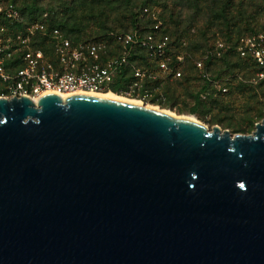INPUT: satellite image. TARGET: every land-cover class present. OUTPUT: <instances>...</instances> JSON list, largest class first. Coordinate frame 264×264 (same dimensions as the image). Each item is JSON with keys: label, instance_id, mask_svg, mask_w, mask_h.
<instances>
[{"label": "water", "instance_id": "95a60500", "mask_svg": "<svg viewBox=\"0 0 264 264\" xmlns=\"http://www.w3.org/2000/svg\"><path fill=\"white\" fill-rule=\"evenodd\" d=\"M0 264H264V118L0 96Z\"/></svg>", "mask_w": 264, "mask_h": 264}, {"label": "rangeland", "instance_id": "374dc122", "mask_svg": "<svg viewBox=\"0 0 264 264\" xmlns=\"http://www.w3.org/2000/svg\"><path fill=\"white\" fill-rule=\"evenodd\" d=\"M3 1L20 15L18 20L0 17V29L13 47L26 40L44 51L36 43L53 22L58 32L50 35L46 51L51 53L45 55L59 71L75 50L84 52L79 65L86 69L124 57L115 74L125 66L130 81L103 93L192 115L210 130L219 125L233 134L252 133L263 119L264 80L239 48L245 38L264 35V0ZM31 28L37 32L29 39ZM91 45L96 55L89 52ZM250 107L254 112L247 111Z\"/></svg>", "mask_w": 264, "mask_h": 264}, {"label": "built area", "instance_id": "2783aa9c", "mask_svg": "<svg viewBox=\"0 0 264 264\" xmlns=\"http://www.w3.org/2000/svg\"><path fill=\"white\" fill-rule=\"evenodd\" d=\"M19 16L16 7L0 0V17L18 20ZM37 29L38 26L35 30ZM35 30L30 29L29 39L36 34ZM57 32L55 29L54 33ZM120 38L122 39L121 35ZM129 39L133 40L130 36ZM129 39L126 41L129 42ZM143 45L149 43L143 41ZM22 46L13 47L0 29V96L30 95L35 98L48 91L102 92L113 81L119 62L125 60L122 57L109 64L95 63L86 69L79 65L84 52L75 50L66 60L67 68L59 71L54 63L46 59L44 51L30 48V43L26 40ZM239 51L242 57H250L254 61L259 78L264 80V35L245 38ZM89 52L96 55V46L91 45ZM262 111L264 118V107Z\"/></svg>", "mask_w": 264, "mask_h": 264}, {"label": "trees", "instance_id": "16d2710c", "mask_svg": "<svg viewBox=\"0 0 264 264\" xmlns=\"http://www.w3.org/2000/svg\"><path fill=\"white\" fill-rule=\"evenodd\" d=\"M57 20V19H56ZM135 22H134V24H136V22L138 21V19H135L134 20ZM67 23H68V26L69 27H71L73 30H75V31H78L79 33H80V29H75V23L73 22L72 23V25L73 26H71V23L69 22V20L68 21H66ZM59 24V23H58ZM61 25H65L64 23H61ZM55 29H57V27L53 24V22H51V26H50V28L48 29V30H46L45 31V33L44 34H42L41 36H40V41H38V43H36V44H38L39 46H41V47H43V50H44V52L45 53H47V54H50L51 53V51H46L47 49V46H48V42L50 41V35H53V31L55 30ZM82 30V29H81ZM177 34V33H176ZM178 35V34H177ZM180 39V35H178L177 37H176V40H179ZM177 46H179V45H176V47ZM143 47H141L140 49H142ZM49 52V53H48ZM54 54V53H53ZM135 57H138V56H140V57H142V58H144V59H146V57L145 56H143V55H134ZM223 63V62H222ZM125 66H122L121 68H120V71L118 72V73H116L115 74V76H114V78H113V81L110 83V85H109V88H111L112 90H118V89H120V88H122V86H124L125 85V83H127V82H129L130 81V76H127L126 75V73H127V70H126V68H124ZM247 111L249 112V113H251L252 111L254 112V107H250L249 109H247ZM248 113V114H249Z\"/></svg>", "mask_w": 264, "mask_h": 264}, {"label": "bare ground", "instance_id": "6f19581e", "mask_svg": "<svg viewBox=\"0 0 264 264\" xmlns=\"http://www.w3.org/2000/svg\"><path fill=\"white\" fill-rule=\"evenodd\" d=\"M77 93H84L83 91H77ZM92 93V92H91ZM95 94H99V95H105V96H111V97H115V98H119V99H124V100H128V101H133V102H136V103H142V102H140V101H138V100H134V99H128V98H125V97H123V96H120V95H118V94H116V93H114V92H105V93H103V92H94ZM60 94L63 96V97H66L67 95H69V94H71V93H66V92H60ZM38 97H36V98H34L35 100L37 99ZM165 110V109H164ZM167 111V110H166ZM168 112H170V111H168ZM171 113H173V112H171ZM185 117H187V118H190V119H192V120H198V119H195V117L194 116H192V115H184Z\"/></svg>", "mask_w": 264, "mask_h": 264}]
</instances>
